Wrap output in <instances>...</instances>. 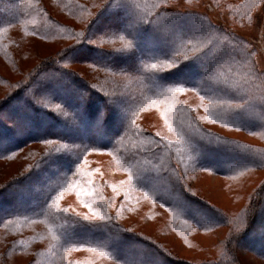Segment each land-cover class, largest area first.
<instances>
[{"label": "rangeland", "instance_id": "rangeland-1", "mask_svg": "<svg viewBox=\"0 0 264 264\" xmlns=\"http://www.w3.org/2000/svg\"><path fill=\"white\" fill-rule=\"evenodd\" d=\"M38 1L79 29L90 20L88 38L92 40L86 47H121L123 52L112 59V70L90 63L93 60L85 54L86 48L82 53L76 51L72 60L64 63L91 81L107 83L118 97L111 103V121L101 118L103 123L96 121V127L94 122L85 121V115L82 122L74 116L81 111L80 94L68 103L67 94L43 78L26 90L25 97L37 98L40 105L55 110L62 121L60 127H53V120L30 112L25 98L8 106L0 117L1 148L6 146L9 139L4 136L11 130L17 139L38 132H61L68 137L66 144L42 165L35 161L47 143L34 144L0 161V220L5 219L0 228V252L10 239L15 240L6 264H165L152 246L147 248L136 239L126 240L110 233L108 225L103 224L108 216L117 217L124 231L131 229L152 236L184 258L214 261L224 256L232 260L228 252L237 248V264H264V208L258 209L257 223L248 227L253 198H257V190L264 183L262 87L255 83L259 81L251 74L250 62L237 67L236 56L240 52L230 45L228 36L209 37L211 34L206 31L200 34L203 26L199 20L181 18L182 14L190 15V11L207 14L213 22L249 41L255 66L264 73V1L253 23L243 26L234 23L224 8L214 9L208 0H175L169 7L176 15H162L157 21L164 23L155 22L154 29L145 35L138 31L127 33L133 26L126 27L125 22L121 25L128 15H121L122 9L117 6L98 15L102 0ZM15 5L14 0H0V20L3 16L13 17L14 11L18 13ZM29 17L25 24L7 26V22L1 27L6 33L0 40V101L29 81V73L48 56L82 41H69L68 27L55 24L49 14L31 11ZM122 33H127L125 41ZM186 41L199 45L187 50L182 47ZM203 45L213 46L211 56L203 53ZM199 51L207 58H190ZM140 55L152 56L151 67L160 66L162 75L148 76L147 82ZM210 66L214 70L208 80L205 73ZM149 86L160 87L161 96L157 104L142 107V121L159 139L136 135L137 139L124 145L125 152L117 151L122 141L119 136L115 138L116 132L133 109L145 103ZM235 99L244 104L235 107ZM91 114L99 113L93 109L88 115ZM192 116L205 128L247 141L251 147L231 150L210 134L198 135L191 126L184 128L190 125ZM113 139L118 146L107 147ZM87 140L104 144L90 154L93 170L85 174L82 167V175L73 178L69 167L92 147ZM218 146L229 148L231 155L224 154ZM172 164L176 167L170 178L160 177L161 169ZM30 169L35 171L31 177L5 190L7 182ZM174 175L188 185V190L217 204L224 212L184 199L177 191ZM96 180L99 186L94 184ZM225 213L230 217L228 222L221 221ZM71 214L75 217H66ZM248 228L251 229L246 234Z\"/></svg>", "mask_w": 264, "mask_h": 264}, {"label": "trees", "instance_id": "trees-1", "mask_svg": "<svg viewBox=\"0 0 264 264\" xmlns=\"http://www.w3.org/2000/svg\"><path fill=\"white\" fill-rule=\"evenodd\" d=\"M26 3H25V2ZM175 0H102L100 4V13H102L104 10H108L111 8V6H117L121 10V15L127 14L128 18L125 21H121V25H123V22H125L126 27L127 26H133L131 29L127 31V33H131L134 31H138L141 34H148L151 31H149L151 28L154 29L153 24L155 22L164 23V21H157L162 15L166 13H172L174 16L176 15L175 12L171 7H169L170 3ZM264 0H208L209 4L215 9V8H224L229 18L238 25H250V23H253V19L257 11L259 10V7L263 3ZM15 7L18 6V13L14 11L15 15L13 17L9 16H3L0 20V28L3 27V24L10 23L7 26L11 25H22L25 24V22H29L30 17L29 14L32 11V13H41V14H49V17L52 18V20L55 22V24L60 25L67 29L68 27V35L66 36L69 41L72 39L77 40L78 38H81V43L70 45L69 47L64 48L63 50L59 51L55 55L48 56L44 61L40 62L38 66L29 73L28 79L29 81L20 84L17 88H15L13 91H11L8 95V97L4 101H0V117H2L4 112H7V107L13 104L14 102H22V98L24 99L25 107L29 109L30 112L35 114L36 116H44V119H51L56 123L53 125V127H60L61 126V119L58 116V113L50 109L49 107H44L40 105L39 100L37 98L28 96L25 97L26 90L30 88V86L34 83H41L42 79L45 78L44 82L47 80L48 83L51 81L53 86L60 87L62 89L61 93L63 95L67 94L66 101L70 103L73 101L77 94H80V98L82 99V103L80 105L81 111L74 113L75 118L77 121H81L85 119V121H91L94 122V126L97 127V124L95 125V122L100 120L101 123H103L101 118H104L105 122L111 121L112 116V110H111V103H113V99H116L118 95H114V91H111L108 87L107 83H103L101 80L96 79L91 81L89 78H87L85 75H83L80 71H76L68 66H66L64 63L68 61V59H71L72 55L77 51H80L79 53H82L81 50L87 49L88 54L87 57H89L91 60L90 63L94 65H100L101 68L106 70H112L114 69V60L113 57L115 54H118L121 51V47L116 48V46L113 47H106V46H100L96 44H92L88 47H86V43L88 41H91V38L89 37L90 29H89V22L88 25H86L84 28L79 29L74 25H71V23H67L65 21H62L60 18L55 16L51 13L50 9L46 6H44L40 1L38 0H14ZM168 6V7H167ZM29 7L31 10H29ZM51 13V14H50ZM181 14V13H179ZM187 14H182L181 18H184L187 16V18L199 20L202 23L203 29L201 30L200 34L204 31L210 33L211 35L209 37H214V34H217L219 36H228V39L230 40V45L234 48H238L237 50L240 52L236 56V63L237 67H241L242 64L250 62V70L251 74L256 76L259 82L255 83L258 85H261L262 87V99L264 100V73L259 72L255 66L256 62L255 59H253L254 52L252 51L251 47L249 49L248 46H252L251 43L235 34L230 29H226L222 25H218L217 23L213 22V20L210 18L209 15L198 12V11H190L187 12ZM122 18V17H121ZM26 22V23H27ZM149 25V26H148ZM6 26V27H7ZM36 26V25H35ZM153 26V27H152ZM3 28L0 29V40L4 38L6 31H1ZM159 31L156 29L155 33H158ZM127 33H122V36L124 38V41L127 38ZM132 34V33H131ZM130 34V35H131ZM159 34V33H158ZM198 35V34H195ZM68 41V42H69ZM263 41H264V35H263ZM193 41H186L182 44V47L185 49H194L199 44L198 43H190ZM205 42L206 41H201ZM170 49V45H167ZM205 47V48H204ZM183 48V49H184ZM203 53L207 55L208 57L211 56L209 51L210 48H213V46L209 45H203ZM139 49V48H138ZM182 50V49H181ZM202 51V50H201ZM201 51L198 53L192 55L190 58L198 59V58H207L203 57L201 54ZM76 52V53H77ZM98 55V56H97ZM142 56L141 60L143 61L141 71L143 73H147L145 76V80L148 82V76L152 77H159L163 73V69L159 66L156 67V69L151 67V64L153 61V58L146 57L145 55ZM180 54L178 55V57ZM140 60V64H141ZM196 61V60H195ZM214 70L212 66H210L207 73H205L206 76H208V80H211L212 74L210 71ZM149 72V74H148ZM172 71L169 72L171 74ZM140 74V73H139ZM201 74H204L201 73ZM201 78L203 76H200ZM52 79V80H51ZM66 80V81H65ZM3 81L6 82V78H3ZM44 82L42 84H44ZM38 83V84H39ZM26 93V94H25ZM148 97H146L145 103L138 105L133 109V111L125 118V123L121 126L119 130L116 132L115 138L118 136L120 137L121 144L118 147L117 151H123L125 152L124 148L130 143L132 139H135L136 135L137 137H144L147 136V138L154 139L157 141L159 139L158 135L149 128L145 122L142 121V111L143 106L151 104H157L158 98L161 96V90L160 87L155 86V88H148ZM21 100V101H20ZM236 100V99H235ZM57 102L58 100H54ZM61 102V100H59ZM244 103H240L238 100H236V103L234 104L235 107H240ZM96 110L99 114L98 115H88L90 110ZM31 115V116H35ZM84 116V119L82 117ZM264 120V116H263ZM98 123V122H97ZM193 124V125H192ZM0 126H2V122H0ZM192 127L193 129L198 131V135H207L210 134V136H213L214 139H216L219 143H223L227 146L232 147V149H240L245 150L248 149L250 144L247 141L231 137L225 136L223 132H220L219 130H210L208 128H205L204 124L196 117H191V123L187 127ZM233 130L236 131H247L252 132V130L247 129H235L232 127ZM246 133V132H245ZM13 131H8L5 134V138H7L8 142L6 146L0 147V161L12 158L17 153L25 150L30 149L31 146L34 144H49L45 151L40 153L39 158L36 159L35 164L38 163L39 165H42L46 160H48L52 154L57 152L64 144H66V138L64 137L63 133L61 132H53V133H42L38 132L36 134H28L25 135L23 139H17L13 135ZM136 137V139H137ZM114 138V139H115ZM224 138H227V140H224ZM114 139L109 143L107 147L113 146L117 147L118 142L114 144ZM1 141V140H0ZM225 141V142H224ZM1 143V142H0ZM88 146H92L89 148L85 153H83L80 157L76 158L72 165L69 167L70 176L73 178H78L82 170L81 168L84 167L83 171L86 174L87 172H91L93 170L92 160L89 158L91 153L96 152L95 150H98V146L101 144H104L103 141H86ZM125 145V147H124ZM254 145V144H253ZM1 146V144H0ZM149 149H150V145ZM106 147V148H107ZM220 150L224 151V154L227 156L231 155V150L229 148L218 146ZM228 149V150H227ZM246 149V150H247ZM251 150V149H249ZM53 152V153H52ZM36 166V165H35ZM168 169H161V176L160 177H169L171 175V171H173L176 166L175 164H172L171 166H168ZM23 174H19L16 176L15 179H12L11 181L7 182L6 186L4 187L5 190L10 189L16 185H19L23 183L27 178L31 177L35 171L30 169L28 172L24 171ZM25 173V174H24ZM175 176V175H174ZM176 178V176H175ZM177 180V191L180 195L183 196L184 199L188 200L189 202L194 204H199L200 207H210L211 211H222V208L219 207L217 204L211 203L208 200L201 197V195L197 196L195 195L191 190H188V185L183 183L180 179L176 178ZM94 184H97L99 186V180L94 181ZM4 190V191H5ZM3 191V192H4ZM2 192V193H3ZM1 194V193H0ZM264 208V183L260 185V188L257 190V198H253L251 208L249 209L248 213V227L255 225L257 223L258 218L256 217L258 214L259 208ZM56 208V207H55ZM213 209V210H212ZM226 216L225 218H221L222 222H228L230 220V217L228 215L223 214ZM67 218H74L75 216L68 215ZM117 217L115 216H108L103 220V224L108 225L109 232L112 233L115 236L122 235L124 236L126 240L130 239H136V241L143 243L142 246L147 247L152 246V249H156L157 255H160V260L163 261L165 264H231L232 262L234 264H237V248L235 250L231 249V252H228V256L233 260L228 259L227 257L224 258V256L221 258V260L216 259L214 261H206V260H196V259H188L184 258L182 256H179V254L174 253L171 251L170 248H168L165 243H162L161 241H158L156 239H152V236L146 235L142 232L136 233L129 229L128 231H124L123 224L116 221ZM5 219L0 220V228L3 226ZM85 222V221H84ZM92 225L93 223L90 222ZM113 227H117L118 229L114 230ZM129 228V227H128ZM252 228V227H251ZM251 228H248L246 231V234H248ZM123 229V231L119 230ZM131 237V238H130ZM152 237V238H150ZM130 238V239H127ZM236 238V237H235ZM15 240H9L8 246L6 249L2 252V259L3 261H0V264H6L8 261V253L12 248L11 242H14ZM135 241V242H136ZM149 248V247H147ZM235 251V252H234ZM234 253V257L233 256ZM155 254V253H152ZM236 256V257H235Z\"/></svg>", "mask_w": 264, "mask_h": 264}, {"label": "snow or ice", "instance_id": "snow-or-ice-1", "mask_svg": "<svg viewBox=\"0 0 264 264\" xmlns=\"http://www.w3.org/2000/svg\"><path fill=\"white\" fill-rule=\"evenodd\" d=\"M153 67H155V65H153Z\"/></svg>", "mask_w": 264, "mask_h": 264}]
</instances>
